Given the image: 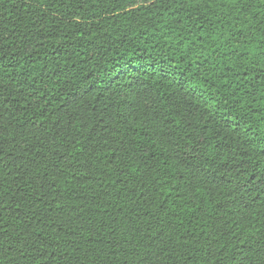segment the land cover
<instances>
[{"label": "trees", "instance_id": "trees-1", "mask_svg": "<svg viewBox=\"0 0 264 264\" xmlns=\"http://www.w3.org/2000/svg\"><path fill=\"white\" fill-rule=\"evenodd\" d=\"M0 264H264V0H0Z\"/></svg>", "mask_w": 264, "mask_h": 264}]
</instances>
